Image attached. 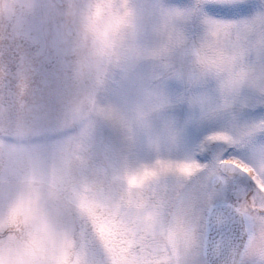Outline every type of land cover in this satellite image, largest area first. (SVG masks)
<instances>
[{
    "label": "rangeland",
    "instance_id": "obj_1",
    "mask_svg": "<svg viewBox=\"0 0 264 264\" xmlns=\"http://www.w3.org/2000/svg\"><path fill=\"white\" fill-rule=\"evenodd\" d=\"M200 3L0 0V264H173L211 205L264 209V12Z\"/></svg>",
    "mask_w": 264,
    "mask_h": 264
},
{
    "label": "water",
    "instance_id": "obj_2",
    "mask_svg": "<svg viewBox=\"0 0 264 264\" xmlns=\"http://www.w3.org/2000/svg\"><path fill=\"white\" fill-rule=\"evenodd\" d=\"M219 169L228 176L249 180V176L231 162L221 161ZM217 188L220 182L213 181ZM240 213L231 205H218L210 209L207 219L205 258L210 264H235L244 239Z\"/></svg>",
    "mask_w": 264,
    "mask_h": 264
},
{
    "label": "flooded vegetation",
    "instance_id": "obj_3",
    "mask_svg": "<svg viewBox=\"0 0 264 264\" xmlns=\"http://www.w3.org/2000/svg\"><path fill=\"white\" fill-rule=\"evenodd\" d=\"M196 203H200L195 199ZM258 203V201H256ZM234 204L242 213L244 219V213L254 211L257 213V210H261V214H264V209H259L257 207L252 206L251 202L234 200ZM244 206H246L244 208ZM258 214V213H257ZM259 215V214H258ZM185 230L183 229V234H180V239L168 238L165 240V243L171 249V260L172 263L177 264H208L204 259V239L203 243L199 239V223L192 221L187 223ZM244 227H245V239L242 246V250L240 252V256L236 264H260L261 261H264V234H257L255 231L254 237H258L255 240H250V244H246L249 237V228H247V220L244 219ZM183 228V227H182ZM187 230V231H186ZM264 233V232H263ZM204 234H205V224H204ZM178 249L175 250L174 247L176 245ZM176 252L179 254L176 255ZM192 253V254H189Z\"/></svg>",
    "mask_w": 264,
    "mask_h": 264
},
{
    "label": "snow or ice",
    "instance_id": "obj_4",
    "mask_svg": "<svg viewBox=\"0 0 264 264\" xmlns=\"http://www.w3.org/2000/svg\"><path fill=\"white\" fill-rule=\"evenodd\" d=\"M196 7L217 18L239 21L241 18L247 17L254 9L259 8L264 12V0H204V3L197 4ZM233 30L240 32V24L236 23ZM262 32H264V26H262ZM258 62L264 65V41L260 46ZM250 103L254 105L252 113L262 115L261 123L256 128L259 135L264 137V93L252 98ZM260 264H264V261H261Z\"/></svg>",
    "mask_w": 264,
    "mask_h": 264
},
{
    "label": "trees",
    "instance_id": "obj_5",
    "mask_svg": "<svg viewBox=\"0 0 264 264\" xmlns=\"http://www.w3.org/2000/svg\"><path fill=\"white\" fill-rule=\"evenodd\" d=\"M90 230H91V229L88 228V231H89V232H90ZM75 231H76V237H77V236H78V234H77V233H78V230L76 229ZM91 237H92V238H97L96 235L91 236ZM100 238H103V236H100ZM89 241H90L91 243H92V242L96 243L97 239H96V240H89ZM103 242H104V240H101V243H103Z\"/></svg>",
    "mask_w": 264,
    "mask_h": 264
}]
</instances>
